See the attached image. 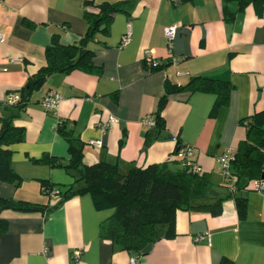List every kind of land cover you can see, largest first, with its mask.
Masks as SVG:
<instances>
[{
  "label": "crops",
  "instance_id": "1",
  "mask_svg": "<svg viewBox=\"0 0 264 264\" xmlns=\"http://www.w3.org/2000/svg\"><path fill=\"white\" fill-rule=\"evenodd\" d=\"M84 1L0 0V118L11 117L23 130V141L7 147L22 182L16 187L0 181V197L58 205L49 212L1 213L8 227L0 236V264H126L131 256L100 237L99 225L108 214L96 211L87 194L59 204V197L41 191L42 179L71 178L62 168L35 162L43 156L68 160L67 142L56 131L59 122L83 143V164L116 162L121 172L160 163L172 156L177 143L186 145L199 171L210 175L213 192L224 196L217 157L244 138L239 120L264 109V14L257 17L247 7L227 21L221 0H91L127 1L108 32L90 45L101 72L51 74L24 108L7 104L6 96L18 94L44 64V49L54 33L63 45L85 33L84 11L94 8ZM167 26L175 27L171 46L163 35ZM128 27L130 40L120 46ZM145 50L159 68L147 69ZM192 77L229 83L228 104L212 114L214 93L170 94L161 113L163 129L145 126L143 120L155 115L165 82L185 85ZM48 92L62 97L55 113L40 103ZM110 115L116 122L102 130L100 124ZM239 193L247 199L245 219H238L232 198L224 200L219 216L178 211L176 236L153 243L137 256L139 264H264V192L250 188ZM205 233L209 241H194ZM76 250L81 251L78 257Z\"/></svg>",
  "mask_w": 264,
  "mask_h": 264
},
{
  "label": "trees",
  "instance_id": "2",
  "mask_svg": "<svg viewBox=\"0 0 264 264\" xmlns=\"http://www.w3.org/2000/svg\"><path fill=\"white\" fill-rule=\"evenodd\" d=\"M221 1L227 21L247 7H252L257 17L264 14V0ZM126 3L127 1H117L94 4L91 0H85V7L94 8V11H84L87 23L85 33L70 45L61 44L59 35L54 33L44 49V64L26 79L18 90L19 100L13 104L20 109L24 108L51 74H68L73 71L99 74L101 68L94 63V52L90 45L97 35L108 32L113 16L125 11ZM232 5L235 6L234 10L230 9ZM231 90L232 86L227 82L203 77H192L185 85L167 81L164 93L158 100L152 118L154 126L151 128L158 132L163 129L161 113L170 94L184 91L214 93L217 97L211 110L214 114L218 107L228 104ZM238 124L244 128L245 135L238 142L231 162L233 183L225 180V184L220 186L225 191L224 196L213 192V183L208 173L194 171L181 163L177 155L181 147L179 143L172 156L162 162L145 167L133 165L126 172H121L116 162L101 160L91 165L83 164V143L73 135L72 130L67 129L63 121L59 122L56 131L67 142L68 160L43 156L35 162L62 168L73 180L64 184V188L56 189L57 184L42 179L41 191L47 195H51L53 190L57 191L59 204L72 197L87 194L96 211H110L99 225L100 237L131 255H142L156 241L176 236L175 215L178 211L219 216L223 211L224 200L232 198L238 219L246 218L247 199L239 192L250 189L255 180H264L261 179L264 174V109L252 112L240 119ZM21 141L23 130L13 125L11 117L2 116L0 181L16 187L21 184L22 177L11 166L12 152L7 147ZM57 206L49 208L47 205L0 197V236L8 227L7 220L1 217L3 211L49 212Z\"/></svg>",
  "mask_w": 264,
  "mask_h": 264
},
{
  "label": "built area",
  "instance_id": "3",
  "mask_svg": "<svg viewBox=\"0 0 264 264\" xmlns=\"http://www.w3.org/2000/svg\"><path fill=\"white\" fill-rule=\"evenodd\" d=\"M131 31L128 27L127 32L122 36L120 46H125L129 40H130ZM163 35L167 41V45L171 46L172 40L175 37V27L174 26H167L163 29ZM4 41V37L2 33H0V43ZM144 65L147 67L148 70L155 69L159 67V62L151 55V52L149 50L144 51ZM62 97L54 92H48L40 101L43 109L46 112L55 113L58 107V103ZM19 100V94H8L6 96V102L8 104H13ZM116 122V118L113 115H110L106 122H103L100 124V127L102 130H106L108 125H111L112 123ZM143 123L145 126L152 127L154 126V121L151 118H145L143 120ZM93 145L100 148L102 146V143L100 141H93ZM181 147L178 150V157L181 159V163L185 166L191 167L192 170L199 172V167L191 160L192 151L191 149L186 145H180ZM235 155V148L229 147L227 148L222 154H220L217 157V161L220 165L222 174L224 176V179L227 181H230L231 184L233 183V179L231 176V162L234 159ZM251 189L258 192H264V180H255L253 181L251 185ZM53 196H57L58 192L53 190L50 193ZM205 238L210 239L209 234L205 233L203 235H197L194 238L195 242H199L204 240ZM80 250L75 251V256L78 257L80 254ZM126 264H139L138 258L135 255H131L128 259V262Z\"/></svg>",
  "mask_w": 264,
  "mask_h": 264
},
{
  "label": "rangeland",
  "instance_id": "4",
  "mask_svg": "<svg viewBox=\"0 0 264 264\" xmlns=\"http://www.w3.org/2000/svg\"><path fill=\"white\" fill-rule=\"evenodd\" d=\"M59 173H62V175H63V172H59ZM69 180H71V182H72L73 178H69L68 176H65V175L62 176L61 178L57 179L55 181V184H57L56 185V189H62V188H64L63 185L66 184ZM100 212H106L108 215L110 214V211L109 210L100 211Z\"/></svg>",
  "mask_w": 264,
  "mask_h": 264
},
{
  "label": "water",
  "instance_id": "5",
  "mask_svg": "<svg viewBox=\"0 0 264 264\" xmlns=\"http://www.w3.org/2000/svg\"><path fill=\"white\" fill-rule=\"evenodd\" d=\"M261 179H264V174L261 175Z\"/></svg>",
  "mask_w": 264,
  "mask_h": 264
}]
</instances>
